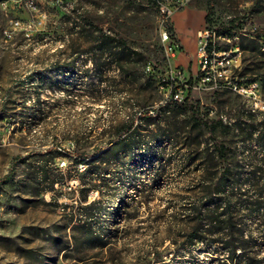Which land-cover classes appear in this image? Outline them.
Instances as JSON below:
<instances>
[{
    "label": "rangeland",
    "instance_id": "1",
    "mask_svg": "<svg viewBox=\"0 0 264 264\" xmlns=\"http://www.w3.org/2000/svg\"><path fill=\"white\" fill-rule=\"evenodd\" d=\"M251 6V0H192L183 9L185 18L180 20L175 14L165 25L172 43L181 51L176 52V57L166 53L158 10L148 0H76L73 10L40 0L39 7L47 17L43 26H33L30 32L20 26L15 28L12 19L26 23L32 17L35 22L33 10L25 6L20 9L14 2L6 10L0 6V264H132L138 248L164 251L163 264H184V258L223 264L213 261L214 254L201 246L186 253V257L178 256L177 246L164 239L167 231L160 210L170 204L174 195L184 194L188 172L168 161L173 155L170 147L165 149L162 163L151 165L146 161L137 169L128 210H137L139 216L129 221L130 228L120 234L118 242L101 250L89 245L87 232H73L64 209L72 212L81 198L71 157L75 128L87 130L96 120L104 122L112 113L108 98L95 100L86 89L87 84L97 82L96 70L86 74V69L93 66L90 53L74 51L89 49L91 40L80 37L75 32L79 25H75L83 24L89 13L92 18L88 26H120L121 35L149 58L145 72L158 81L164 99L171 98L178 83L202 117L233 121L239 111L245 110L248 121L253 123L264 118V109L254 107L238 92L201 83L198 39L194 35L197 29L212 28L218 35L231 38V42H219L221 49L232 48L242 34L254 35L264 50V11L252 13ZM107 11L118 20L108 19ZM177 23L183 42L177 37ZM69 28L72 35L67 34ZM6 29L12 31L13 38L5 36ZM250 56L249 51L242 52L237 72L248 66L245 80L254 81L256 73L252 68L256 61ZM56 63L61 65L60 70L55 68ZM176 68L182 75L173 79L170 73ZM63 73L71 75L64 78ZM258 78L259 99L264 102V86ZM39 104L42 110H38ZM13 113L18 123H12ZM49 147L63 155L51 160L50 178L45 181L39 159L33 157L28 164L23 158ZM157 169H161L159 175L155 174ZM55 178L63 181L52 187ZM143 194L146 199L141 198ZM97 195L96 190L89 192L90 198ZM118 217L120 224L126 223L124 213L119 212ZM155 235L161 241L157 248L152 246ZM260 256H264V249Z\"/></svg>",
    "mask_w": 264,
    "mask_h": 264
},
{
    "label": "trees",
    "instance_id": "2",
    "mask_svg": "<svg viewBox=\"0 0 264 264\" xmlns=\"http://www.w3.org/2000/svg\"><path fill=\"white\" fill-rule=\"evenodd\" d=\"M251 1L252 13L264 11V0ZM148 2L157 8L155 0ZM86 16L83 24L76 23L79 29L75 32L90 38V47L74 53H90L93 66L86 74L96 70L97 82L87 84L86 89L95 100L108 98L112 113L87 130L75 128L71 157L81 198L72 212L64 209L73 232H87L89 245L101 250L118 242L120 234L130 228L129 221L139 216L137 210H128L137 169L146 161L162 163L165 149L170 147L173 155L168 161L188 172L184 194L174 195L160 210L167 231L164 239L177 246L181 257L201 246L214 254L213 261L223 264H264V256H260L264 249V118L250 123L245 110L233 121L206 118L189 99H164L158 81L145 72L149 58L121 35V27L88 26L92 17ZM107 17L118 20L110 11ZM71 29L68 35L74 33ZM240 46L256 61L254 81L260 77L264 86V50L258 36L242 34ZM55 68L60 70L61 65L56 63ZM248 70L245 66L238 72L242 82L250 81L245 80ZM42 109L39 104L38 110ZM10 118L12 123L19 122L15 113ZM62 155L49 147L23 159L29 164L30 159L38 158L46 181L51 160ZM14 167L13 161L12 172ZM160 173L161 169L155 171ZM62 181L55 178L51 185ZM92 190L97 197H89ZM143 197L146 199L145 194ZM119 212L125 214L126 223L120 224ZM160 245L155 235L152 246ZM155 251L138 248L132 264H163L164 251ZM184 259V264H205L199 258Z\"/></svg>",
    "mask_w": 264,
    "mask_h": 264
},
{
    "label": "built area",
    "instance_id": "3",
    "mask_svg": "<svg viewBox=\"0 0 264 264\" xmlns=\"http://www.w3.org/2000/svg\"><path fill=\"white\" fill-rule=\"evenodd\" d=\"M40 0H0V6H7L10 3H17L21 6H33V13L36 14L35 22H32V17L28 18V22H22L21 19H12L13 24L20 25L21 28L30 32L33 26L37 28L44 25L47 17V12L42 11L39 7ZM47 3L52 4L57 8H67L73 10L76 0H46ZM157 3L159 21L163 28L162 39L166 44V53L169 57H175L177 52V45L172 43L170 35L165 29L167 22L171 21L173 16L187 7L192 0H155ZM7 34H11L6 29ZM32 35V34H31ZM223 38V39H222ZM238 36H234V39ZM197 56L199 59V76L200 81L204 85L213 87H223L232 91L238 92L245 96L254 107L264 109V102L260 98V81L242 82L240 80L238 69L241 65L242 48L240 42L237 41L232 48L221 49L219 42L225 40L231 42V38L222 37L218 32L212 28H203L198 32L197 37ZM173 79L182 75V71L178 68L172 69L170 73ZM171 98L184 102L187 96L184 94V89L180 85L176 86V90L171 92Z\"/></svg>",
    "mask_w": 264,
    "mask_h": 264
},
{
    "label": "crops",
    "instance_id": "4",
    "mask_svg": "<svg viewBox=\"0 0 264 264\" xmlns=\"http://www.w3.org/2000/svg\"><path fill=\"white\" fill-rule=\"evenodd\" d=\"M176 14H177V18L180 19V20L186 17V13L183 12V10L177 12ZM179 26H180V23H177L176 24L177 37L181 40V42H183ZM199 31L200 30L197 29L196 33L194 34L196 38L198 37V32ZM177 52H181V51H177Z\"/></svg>",
    "mask_w": 264,
    "mask_h": 264
},
{
    "label": "bare ground",
    "instance_id": "5",
    "mask_svg": "<svg viewBox=\"0 0 264 264\" xmlns=\"http://www.w3.org/2000/svg\"><path fill=\"white\" fill-rule=\"evenodd\" d=\"M5 10L8 8L7 6H2ZM25 7H27L28 9H30V10H33V6H25ZM9 12H10V9L8 10ZM20 25H18V24H14V27L15 28H17V27H19ZM22 29V28H21ZM5 32V36L7 37V38H11L10 37V35H8L7 34V31L6 30H4ZM8 32L11 34V36H12V31H10V30H8Z\"/></svg>",
    "mask_w": 264,
    "mask_h": 264
}]
</instances>
